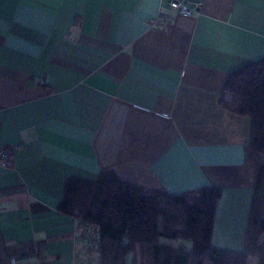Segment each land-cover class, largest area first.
<instances>
[{
	"label": "crops",
	"instance_id": "1",
	"mask_svg": "<svg viewBox=\"0 0 264 264\" xmlns=\"http://www.w3.org/2000/svg\"><path fill=\"white\" fill-rule=\"evenodd\" d=\"M195 1L184 17L168 0H0V146H21L0 167V250L16 264L87 263L95 231L58 205L67 178L105 170L219 189L213 243L242 250L261 158L221 93L264 58V0Z\"/></svg>",
	"mask_w": 264,
	"mask_h": 264
},
{
	"label": "trees",
	"instance_id": "2",
	"mask_svg": "<svg viewBox=\"0 0 264 264\" xmlns=\"http://www.w3.org/2000/svg\"><path fill=\"white\" fill-rule=\"evenodd\" d=\"M221 104L250 120L249 150L261 158L241 251L213 243L221 191L146 190L105 170L64 181L58 210L94 229L98 264H264V58L232 72Z\"/></svg>",
	"mask_w": 264,
	"mask_h": 264
},
{
	"label": "built area",
	"instance_id": "3",
	"mask_svg": "<svg viewBox=\"0 0 264 264\" xmlns=\"http://www.w3.org/2000/svg\"><path fill=\"white\" fill-rule=\"evenodd\" d=\"M168 6L170 9L178 12L184 17L192 16L198 11L202 4L195 0H168ZM155 22L154 27L157 25ZM21 151L20 145H15L11 148H5L0 146V167L5 170H14V156ZM92 247V246H88ZM1 264H16V259L13 257H7L2 246L0 250Z\"/></svg>",
	"mask_w": 264,
	"mask_h": 264
},
{
	"label": "rangeland",
	"instance_id": "4",
	"mask_svg": "<svg viewBox=\"0 0 264 264\" xmlns=\"http://www.w3.org/2000/svg\"><path fill=\"white\" fill-rule=\"evenodd\" d=\"M93 238V235H91ZM89 237V236H88ZM96 240L92 239L90 240V243L93 244L94 243V247L92 246L91 248H87L86 250V260L85 262H87L86 264H98V250H97V246H96ZM91 257V258H90ZM250 262L251 264H254L255 263V260L254 259H250Z\"/></svg>",
	"mask_w": 264,
	"mask_h": 264
}]
</instances>
